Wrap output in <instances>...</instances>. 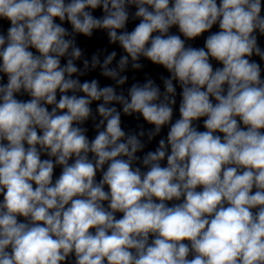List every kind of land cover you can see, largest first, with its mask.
Here are the masks:
<instances>
[{
    "label": "clouds",
    "instance_id": "obj_1",
    "mask_svg": "<svg viewBox=\"0 0 264 264\" xmlns=\"http://www.w3.org/2000/svg\"><path fill=\"white\" fill-rule=\"evenodd\" d=\"M262 38L264 0H0V264H264Z\"/></svg>",
    "mask_w": 264,
    "mask_h": 264
}]
</instances>
